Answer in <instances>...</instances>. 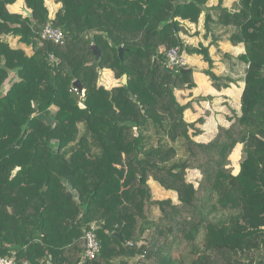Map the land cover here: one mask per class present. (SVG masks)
Instances as JSON below:
<instances>
[{"label":"trees","instance_id":"trees-1","mask_svg":"<svg viewBox=\"0 0 264 264\" xmlns=\"http://www.w3.org/2000/svg\"><path fill=\"white\" fill-rule=\"evenodd\" d=\"M14 1L0 0V91L15 74L0 93V256L13 253L15 264H264V0H56L52 19L44 0H23L29 16L9 12ZM202 12L206 33L212 22L243 44L237 60L245 64L241 114L207 142L192 139L200 129L175 96L195 85L193 68L164 66L171 47L199 54L212 85L223 86L208 47L176 37L180 20L196 23ZM46 23L63 32L62 43L41 37ZM98 69L125 74L126 85L98 84ZM187 169L200 172L197 186ZM149 179L177 202L154 198ZM90 223L100 250L83 260Z\"/></svg>","mask_w":264,"mask_h":264},{"label":"crops","instance_id":"crops-1","mask_svg":"<svg viewBox=\"0 0 264 264\" xmlns=\"http://www.w3.org/2000/svg\"><path fill=\"white\" fill-rule=\"evenodd\" d=\"M218 2H221L225 7H230L227 0H210L207 6H215ZM44 3L51 19L55 17V14L62 6L61 2L56 0H44ZM7 9L11 13L30 15V10L26 7L23 0H15L12 4L7 5ZM210 14L215 20L217 17L215 11L210 10ZM204 20V12L199 15L196 23L180 20L184 30L178 33L181 40L187 45L198 46L202 43L205 47H208V52L213 60L212 71L215 75L221 77L218 83L220 85L223 84L219 89L212 85V81L203 72L208 67V64L201 56L184 54L189 60V67L193 68L192 76L195 85L190 89L175 90V96L179 103L188 105L183 112L184 120L188 123H195V126L200 129V132L194 136L192 135L193 129H189L192 139L197 142L209 141L216 134L219 126L227 127L230 124L228 116L233 113L238 116L241 114L240 96L244 86L242 77L245 64L237 60V56L244 52L243 44L232 45L227 40L229 28L212 22L210 23L211 30L206 33ZM8 42L12 47H22L27 53L31 52L29 48L17 40V37L9 38ZM101 71L106 76V83L98 82V84H102L106 88L118 85L115 83H110L109 86L106 85L112 72L109 69H102ZM12 78L14 77L11 76ZM11 79L6 84H10ZM113 80L115 81V78H112L111 82ZM6 84L2 88H5ZM199 118L203 119L201 123L197 122ZM239 146L241 150L242 145L240 143L236 144L234 148L238 150ZM148 182L150 186H155L154 180L150 179ZM155 192L157 194H175L176 201L170 197L166 198L177 202V194L173 191H164L156 187Z\"/></svg>","mask_w":264,"mask_h":264},{"label":"built area","instance_id":"built-area-1","mask_svg":"<svg viewBox=\"0 0 264 264\" xmlns=\"http://www.w3.org/2000/svg\"><path fill=\"white\" fill-rule=\"evenodd\" d=\"M41 37L43 39L62 43L64 39L63 32L52 26L50 23H46L41 30ZM165 58L168 66L172 68H183L186 65L184 56L180 53L178 47H171L167 50ZM51 59H53L51 55ZM77 91V88H74ZM96 225L94 223L89 224V228L85 230L83 235L84 250L82 253V259L93 258L100 250L99 240L95 233ZM0 264H15V256L12 253L10 256H0Z\"/></svg>","mask_w":264,"mask_h":264},{"label":"rangeland","instance_id":"rangeland-1","mask_svg":"<svg viewBox=\"0 0 264 264\" xmlns=\"http://www.w3.org/2000/svg\"><path fill=\"white\" fill-rule=\"evenodd\" d=\"M237 1L238 0H227V2L230 4L229 6L230 7H235L236 6V3H237ZM231 3H233V4H231ZM190 29V28H189ZM192 35V34H191ZM199 45H202V46H204L202 43L201 44H199ZM198 45V46H199ZM198 46H194V47H198ZM166 54V53H165ZM187 54V53H185V52H183L182 53V55L184 56V60H185V62H186V65H185V67H183V68H186V67H189L190 66V64H189V60H187V56H185V55ZM193 54H195V53H193ZM188 56L189 55H192V54H187ZM197 55H199V54H197ZM199 56H201V55H199ZM202 57V56H201ZM165 64L168 66V64H167V61L165 60ZM170 67V66H169ZM172 68V67H171ZM189 68H191V67H189ZM178 69H182V68H178ZM102 69H98V73H99V78H98V82H103V83H106V81H105V79H106V76H105V74L104 73H102V71H101ZM11 76L12 77H15V74H11ZM112 78H114V76H113V73H111L110 75H109V82H107V84L106 85H110V83H112V84H119V83H121V79H115V81L113 80L112 82H111V80H112ZM76 80H73L72 82H75ZM77 82V81H76ZM109 83V84H108ZM9 84H6V87L5 88H2V90L0 91V93H4V90L7 88V86H8ZM74 86V85H73ZM75 87V86H74ZM80 91L81 90H79L78 92L80 93ZM80 101L82 102V99H83V93H82V95L80 94ZM80 104H82V103H80ZM79 128H80V130L82 129V125L80 124L79 125ZM238 152H240V153H238ZM241 158H242V149L240 150V146H239V148H238V150L236 149V148H233V150H232V152H231V154L229 155V167H230V169H231V171H232V173L233 174H236L237 172H238V169H239V163H240V161H241ZM200 172L197 170V169H187V171H186V179H187V181H190V182H192L193 184H194V186H197V184H198V180L200 179ZM197 177H199V178H197ZM150 180V179H149ZM148 180V181H149ZM154 183H155V186L156 187H158V188H160V189H162V190H164V191H172V190H166V189H164L162 186H160L156 181H154ZM148 184H149V182H148ZM149 186H150V184H149ZM155 186H153V185H151L150 186V189H151V193H152V195H153V197L154 198H156V199H163V198H166V197H170L172 200H174V201H176V195L175 194H166V193H163V194H157L155 191H156V187ZM174 192V191H173ZM181 246H184L183 244H181ZM132 264H134V262L132 261Z\"/></svg>","mask_w":264,"mask_h":264},{"label":"water","instance_id":"water-1","mask_svg":"<svg viewBox=\"0 0 264 264\" xmlns=\"http://www.w3.org/2000/svg\"><path fill=\"white\" fill-rule=\"evenodd\" d=\"M176 37L178 38L179 41H181V38H180L179 34H176ZM91 50H92V52H93V54L95 56V60H98L99 57H100V51H99V49L97 48V46L95 44H92L91 45ZM118 52H119V56H122V48L121 47L118 48ZM164 66H165V68H167L171 72H174L175 71L174 68H171V67L167 66L166 64ZM189 70H190L189 68H182V69L179 70V72L180 73H185V72H188ZM126 82H127V79H126V75L124 74L121 77V84L126 85ZM174 82H175V79L172 80V85H174ZM73 85L74 86H77V87L79 86L78 82H76V81L73 82ZM79 90H81L80 91V94L82 95L83 90L82 89H79ZM129 95H130V98L131 99H134V95H133L132 92H129ZM80 105L82 106V104H80ZM114 235L117 238L121 239L120 234L115 233ZM132 244H134V243H128L127 245H132Z\"/></svg>","mask_w":264,"mask_h":264}]
</instances>
